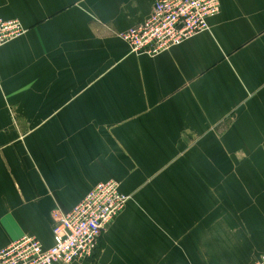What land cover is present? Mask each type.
<instances>
[{"label":"crops","instance_id":"1","mask_svg":"<svg viewBox=\"0 0 264 264\" xmlns=\"http://www.w3.org/2000/svg\"><path fill=\"white\" fill-rule=\"evenodd\" d=\"M155 1L0 0L25 27L0 47V248L50 247L53 210L114 179L131 199L73 264L264 252V0H220L206 31L132 53L118 33Z\"/></svg>","mask_w":264,"mask_h":264},{"label":"built area","instance_id":"2","mask_svg":"<svg viewBox=\"0 0 264 264\" xmlns=\"http://www.w3.org/2000/svg\"><path fill=\"white\" fill-rule=\"evenodd\" d=\"M220 7V0H156L143 22L118 36L130 52L157 56L206 31L209 18L217 15ZM24 32L20 20L0 15V47ZM130 199L117 180L98 182L69 211L53 210L50 247L25 233L0 248V264H73L92 257L104 232ZM249 264H264V252Z\"/></svg>","mask_w":264,"mask_h":264},{"label":"rangeland","instance_id":"3","mask_svg":"<svg viewBox=\"0 0 264 264\" xmlns=\"http://www.w3.org/2000/svg\"><path fill=\"white\" fill-rule=\"evenodd\" d=\"M30 126H31V125H30ZM250 261H251V260H250ZM250 261H249V262H250Z\"/></svg>","mask_w":264,"mask_h":264}]
</instances>
